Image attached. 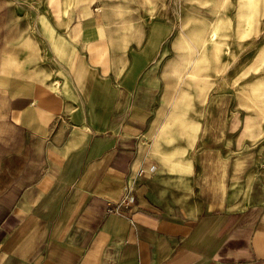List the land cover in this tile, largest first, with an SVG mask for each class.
Masks as SVG:
<instances>
[{"label": "crops", "instance_id": "crops-1", "mask_svg": "<svg viewBox=\"0 0 264 264\" xmlns=\"http://www.w3.org/2000/svg\"><path fill=\"white\" fill-rule=\"evenodd\" d=\"M74 16L56 86L0 72V264H264V203L214 210L168 159L191 151L156 142L158 22L121 48L99 1Z\"/></svg>", "mask_w": 264, "mask_h": 264}, {"label": "rangeland", "instance_id": "rangeland-1", "mask_svg": "<svg viewBox=\"0 0 264 264\" xmlns=\"http://www.w3.org/2000/svg\"><path fill=\"white\" fill-rule=\"evenodd\" d=\"M94 1L121 48L158 22L147 68L166 118L156 142L191 151L168 159L194 163L195 195L221 211L264 203V0H0V72L56 86L77 52L74 15Z\"/></svg>", "mask_w": 264, "mask_h": 264}]
</instances>
